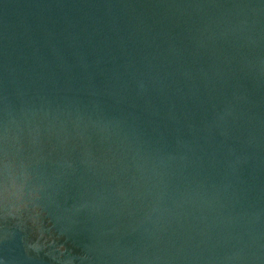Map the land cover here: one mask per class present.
Wrapping results in <instances>:
<instances>
[{"label": "water", "instance_id": "obj_1", "mask_svg": "<svg viewBox=\"0 0 264 264\" xmlns=\"http://www.w3.org/2000/svg\"><path fill=\"white\" fill-rule=\"evenodd\" d=\"M0 264H264V0H0Z\"/></svg>", "mask_w": 264, "mask_h": 264}]
</instances>
